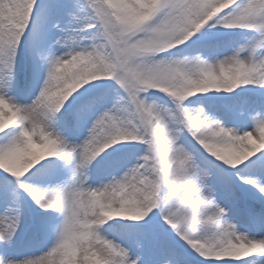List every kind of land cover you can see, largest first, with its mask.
Wrapping results in <instances>:
<instances>
[{"label":"snow or ice","instance_id":"obj_1","mask_svg":"<svg viewBox=\"0 0 264 264\" xmlns=\"http://www.w3.org/2000/svg\"><path fill=\"white\" fill-rule=\"evenodd\" d=\"M0 264H264V0H0Z\"/></svg>","mask_w":264,"mask_h":264},{"label":"rangeland","instance_id":"obj_2","mask_svg":"<svg viewBox=\"0 0 264 264\" xmlns=\"http://www.w3.org/2000/svg\"><path fill=\"white\" fill-rule=\"evenodd\" d=\"M46 250H47L46 248L40 246L32 238L28 230L25 228L21 230L16 243L10 250L9 254L15 255V256L40 255L42 254L43 251H46Z\"/></svg>","mask_w":264,"mask_h":264}]
</instances>
